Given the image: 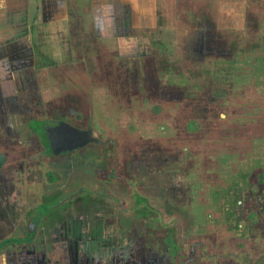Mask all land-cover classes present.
I'll return each instance as SVG.
<instances>
[{
	"label": "rangeland",
	"instance_id": "374dc122",
	"mask_svg": "<svg viewBox=\"0 0 264 264\" xmlns=\"http://www.w3.org/2000/svg\"><path fill=\"white\" fill-rule=\"evenodd\" d=\"M259 4L264 5V0H155L153 28L132 31L139 48L138 56L87 62L86 72L83 66L78 70V65L83 63L76 62L70 70L63 72L64 79L61 80L65 82L60 88L53 87L55 92L48 96L49 104L38 101L36 116L51 119L48 112L54 106L57 108L53 110V119L70 118L66 114L61 116L64 107L71 115L80 113L79 121L73 117L71 122H80L78 127L81 129L88 127L87 123L91 124L101 141L85 151L56 159L45 157L36 135L26 129L24 117L29 119L33 115H23L29 112L23 102L17 108V121L13 126L19 143L14 148H18L19 158L11 157L10 146L5 148L10 156L8 172L17 171L13 173L22 205L28 203L30 191L31 198L39 200L46 194L53 198L65 197L70 202L76 197L83 200L82 204L75 207L71 204L68 210L61 207L60 212L54 213L58 217L64 213V220L74 208L73 214L82 216L85 213L90 224L93 216L110 213L124 224L131 215H137L135 221L150 219V229L144 236L141 235L145 227L132 232L135 239L131 245L132 260L125 259L123 264H177L180 244L187 256L191 244L185 241L191 233L195 165L200 161L198 176L204 178L210 172V166L215 165L211 164L210 156L212 159L215 152L222 150L221 144L226 145L228 139L231 144L237 143V139L247 143L249 137L243 135L251 133V126L260 122L264 125V70L254 74L256 78L252 80L245 77L246 74L250 76L246 70L251 69L256 60H264V30L261 33L255 27L258 20L264 25V7L261 19L256 10L258 7L254 8ZM140 51L145 55H140ZM47 79L51 81V78ZM243 84L250 86L242 87ZM66 100L69 105H64ZM245 102L255 103L263 109L247 110L251 113H245V122L235 123L233 118L241 117ZM26 103L29 107L30 102ZM223 115L227 117L222 119ZM194 123L198 124V129L193 128ZM198 150L199 159H193V151L197 153ZM37 151L41 152L38 154ZM22 155L29 158L21 159ZM111 168L114 169L112 174L116 173L124 181L130 179L133 195L144 194L149 203L129 206L130 198L126 196L112 200L110 183L98 179L100 172H105L103 175L108 177ZM36 181L42 187H37ZM49 189L53 194L47 191ZM43 209H38L32 222L44 213ZM26 210L21 213L23 220ZM179 217L183 225L175 222ZM52 223L45 222L44 227L50 229ZM109 224L104 222L108 225L102 227L105 233L112 231ZM159 224L162 232H158L161 230ZM180 224L184 228L182 233ZM0 227L1 233L6 235L14 225L0 222ZM175 229L180 231L178 242L174 241ZM128 230L123 228V232H115L118 240L122 236L125 238ZM108 233L103 238L107 241L102 242L103 250L114 240L109 237L114 232ZM75 242L72 245L76 247L74 252L83 250V246ZM58 244L61 246V242ZM115 249L117 252L112 255L110 249L104 250L107 252L102 256L104 264H122V252ZM212 251L217 254L218 250ZM40 253L37 252V256ZM201 259L205 261L203 256Z\"/></svg>",
	"mask_w": 264,
	"mask_h": 264
},
{
	"label": "flooded vegetation",
	"instance_id": "af4514ba",
	"mask_svg": "<svg viewBox=\"0 0 264 264\" xmlns=\"http://www.w3.org/2000/svg\"><path fill=\"white\" fill-rule=\"evenodd\" d=\"M259 45L260 47L262 46L261 44ZM134 48L137 52L132 55L138 56L139 48L137 43ZM140 55L145 54L140 51ZM263 61H261V59L256 60L253 67H250L251 69L248 71L246 70L247 73H250V76L246 74L245 77L250 79L256 78L253 75L256 73L259 74L264 70ZM100 69H102V67H100ZM53 79L54 84H52L45 93H42L43 96H46L47 98L55 92V89H53L55 85L59 88L63 85L61 84L60 79H57L56 77ZM247 86L250 85H242V87ZM32 91H34V89H32ZM33 94L30 96L33 99V101L30 102V106L26 108L27 104L24 103L25 110L29 112H25L23 115H33L29 119L24 117V119L27 120L25 123L26 129L32 131L34 135H36V138L41 145L40 147L44 150L45 157L47 156L52 159L65 157L80 153L85 151L89 146H97L101 143V141H98L97 134L90 126L91 124L87 123L88 127L81 129L78 127L80 126V122H71L73 117H77L76 119L79 121L81 114L78 113L76 115L75 113L71 115L68 111L65 112L67 107L61 108L62 112H64L61 113V116L66 114L67 117H70L68 120H65L64 118L53 119V113L55 112L53 110L54 108H57V106H54L52 108L53 110L49 109L48 115H50L51 119H39L36 116L38 101L34 102L37 98H34ZM40 96L38 97V100L40 99ZM23 97L24 95L22 96V99H17V102L21 100L23 101ZM49 101L50 99L48 98V102L45 103L49 104ZM64 102V105H69L68 100ZM246 102L248 103V101ZM246 102L242 105L243 114L241 117L233 118L235 123L244 120L245 113H251V111L247 110L257 109V111H260L263 109L262 107L255 105V103L250 102L247 104ZM17 108L15 109L18 112ZM79 111L81 112V110ZM20 115L21 113L19 114V117ZM55 116L58 117L57 114H55ZM250 116L249 118L252 119L251 114ZM226 117L227 115H223L222 119H225ZM253 120H256V118L253 117ZM9 126V129L13 131L14 127L11 125ZM11 127L13 129H11ZM193 128L198 129V124L194 123ZM238 137L240 138V135H238ZM243 137H249L247 141L244 139L247 143H244V141L241 143L240 140L242 139H237L235 140L237 143L231 144L229 143L230 139H228L225 141L227 142L226 145L221 144L222 150L217 152V154L215 152L214 158L211 159L210 156L211 164L215 165L214 167L212 166L213 168L210 166V172H208L207 176L204 178L198 176L200 161L195 165L194 170L196 173V181H194L195 183L193 184L195 188H192L194 195L191 197L193 209L192 214H190L191 233L189 235L190 237L185 241L189 242L191 245L186 256L182 250L183 245L180 244L179 246L177 243L178 249L181 251L177 259V264H205L206 259L208 260L206 264H264V125L261 122L260 124H254L251 126V133L249 135L245 134ZM5 139L7 140L5 145H19L17 140L15 143H12V136L10 135L5 136ZM18 151L17 148L16 152L14 151V156H18L19 158ZM40 152L41 151H37L38 154ZM193 152V159H199V150L197 153L195 151ZM23 158L28 159L29 157L22 155L21 159ZM8 167H10V165H7L0 175V211L6 214L7 220L5 222H8V224L12 223L14 228L10 229L12 230L10 234H2L5 238L0 242V252L3 251L5 264H101L103 263V254L107 253L104 250L110 249L112 255L117 252H115V250H117L115 248L120 249L122 252V256L120 257L122 264L125 259L128 261L132 260V255H130L132 249L131 245L135 243L132 232H137L140 227H145V232L143 231L141 235L144 236L150 229V219H141L139 221L136 219L135 221L134 217L137 215H131L128 216L131 217L130 219L126 218L128 220H126L124 224L121 223L122 221L119 220L118 216L110 213L105 216L101 214L93 216L91 218L92 223L90 224V220L85 213H83L82 216H79L78 213L73 214L75 210L74 208L69 213L67 219L64 220V213L60 214L62 217H58V215L54 216V213L60 212L61 207L68 210L67 208L69 205L72 204L74 205L73 207H75V205L82 204L84 201L76 197L75 201L70 202L71 200L68 198L47 197V194L45 197L40 198V200L38 198H31V196H33L29 191L33 186L31 185V182L30 185H28L30 188L28 187L27 189L29 191L27 195L30 196V199L28 203L23 206L21 193L19 188H16L18 184L14 177L17 171H13L15 174L13 172L10 173L7 170ZM17 167H20V165ZM109 170L108 177L103 175L105 172H100L98 173V179L103 183H110L111 191L109 194L113 196L112 200H117V198L126 196L125 198H130L129 206L132 204L134 206H144L146 205L144 203H149L148 200L144 198V194L140 195L139 192H137L138 194L134 193L133 195L131 187L129 188L130 179L124 181L116 173L112 174L114 171L113 168ZM101 181L99 184H101ZM35 184L37 187H42L38 182ZM69 185L70 184L67 186ZM34 189L35 185L33 191ZM47 191L51 193L52 190L49 189ZM112 192H116V195ZM225 202L229 203V205H226ZM39 208H45L43 209L44 213L32 222V217ZM23 209H28L26 210L27 215L24 217V220L21 218ZM49 217L51 222H54L50 225V229L44 227L46 225L45 222L51 223ZM101 222L102 225L100 226ZM104 222H110L109 225L113 227L112 231L114 234L109 235V237L114 240L113 243L108 242V246H105L106 248L103 250L101 248V245H103L102 242H107L103 238L105 237V234L112 232L108 231L105 233V230L102 227L108 225H104ZM175 222H180L183 225L181 217H179V220L176 219ZM230 222L232 224H230ZM181 224L180 231L182 233L184 228ZM91 226H94L92 231L90 230ZM174 226L176 228V225ZM121 227L122 229H119ZM159 227L161 230L159 229L158 232H162L161 224H159ZM3 228L5 227L3 226ZM123 228L126 230L129 229L126 233L127 235L125 238L122 236V239L118 240V236L115 232L121 233L123 232ZM180 231L178 232L176 229L174 231L175 242H178L177 237H180ZM83 232L84 236L82 235ZM128 233H130V235H128ZM76 238L78 241L75 242L74 239ZM169 238L172 239V237ZM230 238L232 239L230 240ZM58 241L61 242V246H59ZM161 241L162 240L160 239L159 243ZM74 242L79 243L81 247L83 246V250L79 249V251L74 252L76 250V247L72 246ZM162 243L164 244V240ZM179 243H181V241ZM219 243L221 244L219 245ZM147 244L149 246L150 241L147 242ZM109 246L113 248H110ZM42 250H44V252ZM212 250H218L217 254L211 253L210 251ZM37 252L41 253L37 256ZM182 252L184 253V256L182 255ZM123 253L125 254L124 256ZM95 254H97V256ZM201 256L205 258L204 262L202 261ZM24 257L25 259H23Z\"/></svg>",
	"mask_w": 264,
	"mask_h": 264
},
{
	"label": "crops",
	"instance_id": "0c3cea01",
	"mask_svg": "<svg viewBox=\"0 0 264 264\" xmlns=\"http://www.w3.org/2000/svg\"><path fill=\"white\" fill-rule=\"evenodd\" d=\"M153 1L0 0V175L10 157L5 136H12V143L17 140L16 131L9 129L16 123L15 108L33 101V93L34 102H48L42 93L54 77L64 79L63 72L76 62L86 72L87 62L130 58L137 52L132 31L153 28ZM263 7L254 6L260 19ZM255 27L263 33L262 20ZM23 95L25 100L17 102ZM9 145L14 157L16 146ZM6 220L0 211V222ZM1 232L0 227V242L5 238ZM0 264H5L3 251Z\"/></svg>",
	"mask_w": 264,
	"mask_h": 264
}]
</instances>
